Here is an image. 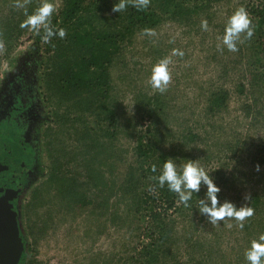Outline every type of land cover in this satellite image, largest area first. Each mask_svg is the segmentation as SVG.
Instances as JSON below:
<instances>
[{
  "label": "rangeland",
  "instance_id": "1",
  "mask_svg": "<svg viewBox=\"0 0 264 264\" xmlns=\"http://www.w3.org/2000/svg\"><path fill=\"white\" fill-rule=\"evenodd\" d=\"M246 1L213 0L189 22L168 20L153 28L154 37L138 31L123 46L111 69L108 101L116 111L118 133L108 136L105 124L86 137L85 130L94 127L93 117L71 100L60 99L51 87L53 79L49 76L58 69L61 59L56 45L41 44L39 36L20 29L23 9L14 7L15 0H0V23L15 30L8 43L0 35V113L19 92L33 121L29 168L25 180L14 184L16 195H12V226L22 242V264H128L136 253L133 248L141 247L147 238L133 221L114 220L113 216L126 210V203L117 201L113 187L115 190L121 184L118 177L121 179L137 156L139 137L153 146L150 158L158 169L168 158L177 164L199 160L220 187L221 202L227 199L237 207L247 205L254 210L242 229L228 219L213 226L196 208H185L183 214L171 211L166 222L176 227L179 239L175 241L174 229V240L168 244L171 251L178 247L187 260L186 252L198 256L201 250L208 252L219 246L230 264H246L244 250L251 239L264 232V160L255 157L256 147L264 139V78L259 77L250 48L243 46L242 53L243 44L234 53L217 49V37L223 34L227 17ZM54 2L59 11L64 0ZM38 4L39 0H28V12ZM203 19L208 21V31L200 27ZM173 48L183 50V57L171 56ZM163 57L171 59V80L161 94L146 81L151 66ZM220 90L229 93L228 106L218 113L209 112V98ZM152 103L160 107L154 108ZM192 133L197 137L190 140ZM92 136L99 141L88 151L96 152L99 145L104 148L101 156L108 180L104 192L107 197L99 209L92 204L86 209L68 208L58 193L60 185L49 182L53 163L58 160L61 164L57 176L85 180L83 156L89 155L85 145ZM4 153L0 144L3 209L11 193L8 167L1 161ZM201 190L199 197L203 198L206 186ZM94 191L90 188V196L97 195ZM256 196L260 197L258 204L253 203ZM147 222L150 220L146 217L142 226H149ZM151 226L149 230H155ZM197 241L203 247L196 246ZM219 261L224 264V255Z\"/></svg>",
  "mask_w": 264,
  "mask_h": 264
},
{
  "label": "trees",
  "instance_id": "2",
  "mask_svg": "<svg viewBox=\"0 0 264 264\" xmlns=\"http://www.w3.org/2000/svg\"><path fill=\"white\" fill-rule=\"evenodd\" d=\"M212 1L151 0L146 10L138 11L129 6L122 13L108 14L116 0H64L52 22L56 24L59 21L58 26L64 27L67 35L63 40L53 39L48 44L49 46L56 45L57 57L59 55L61 58L57 62L58 69L49 77L53 79L51 87L55 89L60 99L71 100L77 108L83 109L82 111L93 117L94 127L85 130L86 137L87 133H94L96 129L102 130L100 128L105 124H107L105 133L108 136L112 137L118 133L116 111L109 103L108 97L111 89V69L115 59L121 54L123 46L130 43L136 33L145 28L153 29L168 20L186 23L195 19L206 7L209 8ZM243 7L251 16L255 32L250 40L241 44V53L243 46H246L245 49L250 48L259 77L264 78V64L262 63L264 60V0H247ZM6 24L0 23V35L8 43L15 30L6 28ZM3 27L6 29L3 30ZM247 63L251 62L247 61ZM228 97L229 93L226 91L214 92L208 101L209 112L218 113L224 110L228 106ZM156 106L160 107L159 104L152 103V107L156 108ZM149 111L151 113L153 110ZM110 129L113 130L110 131ZM190 135V140L197 137L194 133ZM88 140L89 144L85 145V148L89 155L84 153L83 156L85 180L78 181L72 177L57 176V168L61 167L58 160L54 161L53 173L49 176V182L60 185L58 193L64 199L62 203L68 208L77 206L82 209L92 204L99 209L107 195V193L104 195V192L108 187L106 186L108 180L103 174L104 162L101 156L104 148L100 149L101 145H99V150L96 152L88 151L89 147L95 148V143H98L99 138L92 136ZM135 152L137 156L131 165L128 164L121 179L117 176L121 184L116 186L115 190L113 187V194L116 192V197H118L117 201L121 199L126 203V210L113 216L114 220L133 221L138 230L143 229V238H147L146 242L140 244L141 247L133 248L136 253L130 257L128 264H222L219 259L223 255L224 264H230L224 250L219 246L208 252L201 250L198 256L195 253L192 255L186 252L189 256L187 260L182 258L178 247L175 248V252L171 251L168 244L174 240L172 239L174 229L175 241L179 239L176 238V227L174 228L172 223L169 225L166 220L169 218V212L175 211V214H183L185 207L178 205L176 195L169 192L166 186L159 188L152 179L153 176L159 174L158 165L150 158L153 146L145 144L139 137ZM255 157L260 161L264 160V139L258 143ZM148 159L151 162H148ZM153 165L157 168L156 173L151 171ZM90 188L96 190L93 193L98 197L90 196ZM150 188L155 191L150 192ZM109 189L111 191L112 188ZM201 191L200 189L197 194H193L189 210L196 208ZM98 198L100 200H96ZM253 203H260V197L256 196ZM146 217L150 220V223L147 222L150 225L145 228L142 223ZM152 224L155 230H149ZM195 245L203 247L200 241H197ZM195 248L193 246V249ZM196 250L198 252V249ZM221 253L224 254L219 256L218 254ZM231 260L238 261L235 258Z\"/></svg>",
  "mask_w": 264,
  "mask_h": 264
},
{
  "label": "clouds",
  "instance_id": "3",
  "mask_svg": "<svg viewBox=\"0 0 264 264\" xmlns=\"http://www.w3.org/2000/svg\"><path fill=\"white\" fill-rule=\"evenodd\" d=\"M27 2L28 0H15L14 3L15 8L23 9L24 19L19 24L20 29H27L39 36L41 44H49L53 39L63 40L66 37L67 31L64 27L58 26L59 21L56 24L52 22L53 15L58 11L54 0H39L38 6L31 13L27 10ZM150 3L151 0H116L112 11L122 13L129 6L138 11L146 10ZM200 27L203 31H208V21L201 20ZM254 32L255 27L251 16L247 9L241 6L227 17L223 34L217 37V49L237 52L238 45L250 40ZM143 35L154 37L156 31L152 28H145ZM183 55L184 52L181 49L173 48L171 51V56L183 57ZM170 63V57H163L157 60L149 70L150 74L146 84L161 94L167 91L171 80ZM151 171L157 172L155 165L152 166ZM256 171H260L259 164L256 165ZM209 173L199 160L187 159L177 164L175 159L168 158L160 166L159 174L153 176L152 179L159 188L166 186L169 192L174 193L178 205H183L185 208L190 206L193 194H197L202 185L206 186L204 197L200 198L196 205L199 213L206 217L207 222L213 226L228 219L236 221L237 226L242 229L244 221L254 214V210L247 205L237 207L227 199L221 202L218 197L221 189ZM149 191L154 192L155 189L150 188ZM244 259L246 264H264V232L250 240L249 246L244 250Z\"/></svg>",
  "mask_w": 264,
  "mask_h": 264
},
{
  "label": "flooded vegetation",
  "instance_id": "4",
  "mask_svg": "<svg viewBox=\"0 0 264 264\" xmlns=\"http://www.w3.org/2000/svg\"><path fill=\"white\" fill-rule=\"evenodd\" d=\"M18 94L19 92L16 93L17 96L12 101L6 103L0 113V144L5 148L1 161H4V164L8 167L11 191L5 208L11 225L13 214L12 195H16L14 184L22 183L25 180L29 168V135L33 122L24 95L22 97L21 94Z\"/></svg>",
  "mask_w": 264,
  "mask_h": 264
},
{
  "label": "water",
  "instance_id": "5",
  "mask_svg": "<svg viewBox=\"0 0 264 264\" xmlns=\"http://www.w3.org/2000/svg\"><path fill=\"white\" fill-rule=\"evenodd\" d=\"M12 213V212H11ZM12 217V216H11ZM0 264H22V242L0 205Z\"/></svg>",
  "mask_w": 264,
  "mask_h": 264
}]
</instances>
